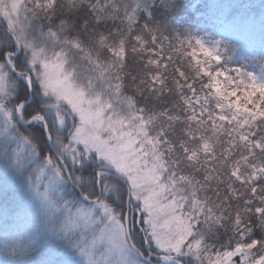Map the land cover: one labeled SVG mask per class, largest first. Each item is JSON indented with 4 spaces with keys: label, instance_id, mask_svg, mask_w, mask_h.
Here are the masks:
<instances>
[{
    "label": "snow or ice",
    "instance_id": "snow-or-ice-1",
    "mask_svg": "<svg viewBox=\"0 0 264 264\" xmlns=\"http://www.w3.org/2000/svg\"><path fill=\"white\" fill-rule=\"evenodd\" d=\"M173 12L0 0V188L34 212L4 264H264V76Z\"/></svg>",
    "mask_w": 264,
    "mask_h": 264
},
{
    "label": "trees",
    "instance_id": "trees-1",
    "mask_svg": "<svg viewBox=\"0 0 264 264\" xmlns=\"http://www.w3.org/2000/svg\"><path fill=\"white\" fill-rule=\"evenodd\" d=\"M165 2L173 5L174 12L167 20L168 30L163 32L164 36H169L174 31L190 34L192 37L197 34L204 37L207 34L212 35L223 41L226 63H231L232 59L241 69H253L264 73V47L248 43V52L242 55L235 54L237 41L225 32L221 20L222 17L228 21L232 20L238 14L242 17L250 14L255 16L264 11V0H165ZM157 3L159 4L160 0H157ZM140 23L143 24L144 21L141 20ZM261 38L264 40V37ZM164 48L167 52V41H164ZM159 106H167V101ZM33 219V209L22 207L10 190L5 194L0 188V264H4L5 260L4 244L7 242L11 248L14 243L26 240ZM39 254V249L33 253L35 256Z\"/></svg>",
    "mask_w": 264,
    "mask_h": 264
},
{
    "label": "rangeland",
    "instance_id": "rangeland-1",
    "mask_svg": "<svg viewBox=\"0 0 264 264\" xmlns=\"http://www.w3.org/2000/svg\"><path fill=\"white\" fill-rule=\"evenodd\" d=\"M240 27H242L243 30L238 29ZM261 29H262V21L260 19H255L253 17H249V19H246L245 17L238 18L237 23H233L231 28L226 30L228 34L231 35L233 39H235V41H238L235 54L242 55L243 53H245L247 48L244 47L246 45V42L244 40L246 38L253 37L255 34H258V32ZM193 38L202 40L205 43L206 47H212V46L219 47L220 54L222 56L221 63L224 65L225 69L229 71L234 70V69H241L233 62L232 59H231V63H226L227 58H225L226 57L225 56V46L223 45V41L219 40L217 37H214L209 34H207L206 37H204L200 34H197ZM241 70L248 72L250 74H254L257 77L264 76L263 73L255 71V70H249V69H241Z\"/></svg>",
    "mask_w": 264,
    "mask_h": 264
},
{
    "label": "clouds",
    "instance_id": "clouds-1",
    "mask_svg": "<svg viewBox=\"0 0 264 264\" xmlns=\"http://www.w3.org/2000/svg\"><path fill=\"white\" fill-rule=\"evenodd\" d=\"M8 259H15V257H12V256H8Z\"/></svg>",
    "mask_w": 264,
    "mask_h": 264
}]
</instances>
